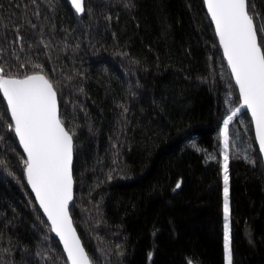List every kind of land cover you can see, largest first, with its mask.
Here are the masks:
<instances>
[{
  "label": "trees",
  "instance_id": "obj_1",
  "mask_svg": "<svg viewBox=\"0 0 264 264\" xmlns=\"http://www.w3.org/2000/svg\"><path fill=\"white\" fill-rule=\"evenodd\" d=\"M249 4L259 28L264 0ZM0 66L54 86L91 264H224L220 131L240 104L203 0H84L81 18L67 0H0ZM10 123L0 94V264H66ZM228 134L232 264H264V168L243 109Z\"/></svg>",
  "mask_w": 264,
  "mask_h": 264
},
{
  "label": "snow or ice",
  "instance_id": "obj_2",
  "mask_svg": "<svg viewBox=\"0 0 264 264\" xmlns=\"http://www.w3.org/2000/svg\"><path fill=\"white\" fill-rule=\"evenodd\" d=\"M203 3L215 27L231 79L239 91L240 107L223 120L220 131L224 157L223 247L225 264H232L228 127L241 109H247L255 126L259 152L264 156V41L258 37L259 32H264V25L257 27L255 20L259 17L250 12L249 0H203ZM73 4L77 13L84 11L81 0H73ZM20 39L17 35V40ZM33 67L40 68V65ZM0 94L11 115L9 131L14 132L27 157L23 161L27 183L50 223V231L63 245L66 264H90L69 216L74 133L66 130L58 117L53 84L42 69L20 78L5 74L4 67L0 66ZM179 187L177 183L176 188Z\"/></svg>",
  "mask_w": 264,
  "mask_h": 264
},
{
  "label": "water",
  "instance_id": "obj_3",
  "mask_svg": "<svg viewBox=\"0 0 264 264\" xmlns=\"http://www.w3.org/2000/svg\"><path fill=\"white\" fill-rule=\"evenodd\" d=\"M67 1H68L69 5H70L72 11L74 12V14H75L77 17H79V18L83 17V15H84V11H83L82 13H77L76 10H75V5L73 4V0H67ZM81 2H82V4H83V8H84V0H81ZM203 4H204V3H203ZM204 9H205V12H206V14H207V9H206L205 5H204ZM207 17H208V19H209V21H210V23H211V25H212V28H213V30H214V33H215V27H214V25L212 24L211 19H210V16H208V14H207ZM215 37H216V35H215ZM216 40H217V43H218V45H219V40H218L217 37H216ZM219 48H220V45H219ZM220 50H221L222 57H223V51H222L221 48H220ZM223 60H224V62H225V64H226V67H227V69H228V71H229V74H230V77H231L230 69H229L228 66H227V61H226L224 58H223ZM232 81H233V84H234V86H235V88H236V90H237V92H238V96H239V91H238V88H237L236 85H235V81H234L233 79H232ZM1 96H2V94H1ZM2 99H3V96H2ZM3 101H4L5 106H6V108H7V103H6V101H5L4 99H3ZM57 107H58V99H57ZM243 110L247 113V116H248V118H249V120H250L251 127H252V135H253L254 143H255V146H256V148H257V151H258V153H259V156H260V158H261V161H262V164H263V168H264V156H261V154H260V152H259V146H258V143H256V140H255V126H254V124L252 123L251 114L247 111V109H243ZM8 114H9V117H10V120H11V115H10L9 112H8ZM58 117H59V108H58ZM13 133H14V132H13ZM14 136H15V134H14ZM15 138H16V137H15ZM16 141H17L18 146H19V148H20V150H21V152H22V154H23L24 159H26L27 157H26V155L24 154L23 149H22V147H21L20 144H19L18 138H16ZM72 166H73V160H72ZM72 175H73V174H72ZM24 176H25V174H24ZM25 181H26V185H27V187H28V190H29V192H30L32 198L34 199V202H35V204H36V206H37L39 212L41 213L42 217L44 218V220L46 221L47 225H48L49 228H50V223L47 221V217H46V215L44 214L43 210L40 208L39 203L36 201L35 194L32 192L31 187L28 185L26 177H25ZM73 202H74V180H73V188H72V200H71L70 203H69V210H70L71 206L73 205ZM69 216H70V213H69ZM70 218H71V216H70ZM71 220H72V218H71ZM72 224H73V220H72ZM73 228L75 229L76 234H77L78 238L80 239L79 234H78L76 228L74 227V224H73ZM51 235H52L53 239H54V240L57 242V244L59 245V247H60V249H61V251H62V253H63V255H64V257H65V259H66V261H67V255H66V253H64V251H63V245H62L61 242L59 241V238H58V237L55 235V233H53V232H51ZM80 242H81V245L83 246L81 239H80ZM83 247H84V246H83ZM90 264H91V262H90Z\"/></svg>",
  "mask_w": 264,
  "mask_h": 264
},
{
  "label": "rangeland",
  "instance_id": "obj_4",
  "mask_svg": "<svg viewBox=\"0 0 264 264\" xmlns=\"http://www.w3.org/2000/svg\"><path fill=\"white\" fill-rule=\"evenodd\" d=\"M223 161H224V157L221 162L222 179H223ZM223 198H224V179H223ZM223 204H224V200H223ZM224 264H225V258H224Z\"/></svg>",
  "mask_w": 264,
  "mask_h": 264
},
{
  "label": "bare ground",
  "instance_id": "obj_5",
  "mask_svg": "<svg viewBox=\"0 0 264 264\" xmlns=\"http://www.w3.org/2000/svg\"><path fill=\"white\" fill-rule=\"evenodd\" d=\"M69 213H70V210H69Z\"/></svg>",
  "mask_w": 264,
  "mask_h": 264
}]
</instances>
